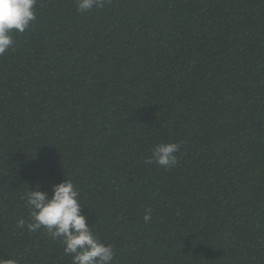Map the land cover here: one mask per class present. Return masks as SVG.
I'll list each match as a JSON object with an SVG mask.
<instances>
[{
	"label": "trees",
	"instance_id": "obj_1",
	"mask_svg": "<svg viewBox=\"0 0 264 264\" xmlns=\"http://www.w3.org/2000/svg\"><path fill=\"white\" fill-rule=\"evenodd\" d=\"M35 12L0 55V259L72 264L18 226L67 179L112 264H264V0ZM171 142L177 166L144 162Z\"/></svg>",
	"mask_w": 264,
	"mask_h": 264
},
{
	"label": "clouds",
	"instance_id": "obj_2",
	"mask_svg": "<svg viewBox=\"0 0 264 264\" xmlns=\"http://www.w3.org/2000/svg\"><path fill=\"white\" fill-rule=\"evenodd\" d=\"M37 0H0V55L14 51V32L24 33L36 18ZM77 11L85 13L104 6L105 0H75ZM180 144L159 143L151 149L146 164H157L170 169L178 164ZM79 191L70 180L51 187V196L41 191L40 185L24 194L30 208L31 222L25 225L23 219L18 226L29 232L43 228L52 239H61L64 252L70 255L72 264H112L115 252L110 244H105L95 236L92 227L81 214ZM151 210L144 216L150 221ZM0 264H18L13 258L0 259Z\"/></svg>",
	"mask_w": 264,
	"mask_h": 264
}]
</instances>
